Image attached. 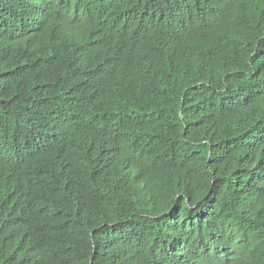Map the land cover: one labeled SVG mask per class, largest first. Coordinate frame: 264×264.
<instances>
[{"label":"trees","instance_id":"16d2710c","mask_svg":"<svg viewBox=\"0 0 264 264\" xmlns=\"http://www.w3.org/2000/svg\"><path fill=\"white\" fill-rule=\"evenodd\" d=\"M0 264H264V0H0Z\"/></svg>","mask_w":264,"mask_h":264}]
</instances>
